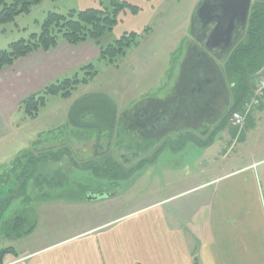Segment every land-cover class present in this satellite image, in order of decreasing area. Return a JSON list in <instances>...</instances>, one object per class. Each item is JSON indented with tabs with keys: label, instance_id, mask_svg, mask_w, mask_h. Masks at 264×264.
<instances>
[{
	"label": "rangeland",
	"instance_id": "obj_1",
	"mask_svg": "<svg viewBox=\"0 0 264 264\" xmlns=\"http://www.w3.org/2000/svg\"><path fill=\"white\" fill-rule=\"evenodd\" d=\"M111 1L41 0L32 6L29 13L18 15L13 22L0 24V50L7 49L11 42L29 39L32 33H38L48 12L67 14L69 10L105 8L114 14L116 5ZM199 1L116 0L128 5L116 11V23L99 37L98 46L105 47L129 32L139 34L138 45L129 48L112 64L99 58L90 61L97 71L94 78L78 84L67 98L59 94L46 96L45 104L39 107L35 118H28L23 112L16 121L13 116L9 117L11 135L0 140V181L3 182L0 183V250L13 247L18 254L30 251L46 243L67 239L97 222L153 202L157 193L168 191L167 188L157 190L155 187L162 172V160H176V163L178 160H208L207 156L219 150V141L215 146L205 148L207 142L212 144L218 130L221 127L238 129L223 117L217 121L211 119L214 121L211 123L213 129L217 128L211 134L169 133L147 152L143 150L149 141L141 140L139 132L131 133L130 140L126 137L129 131L124 132V115L128 112L138 114L136 108L140 100L152 95L159 97L165 88L174 86L182 70L184 73L186 64L181 60L186 53L191 18ZM247 38L245 33L241 41ZM230 50L216 58L221 70ZM83 76L88 75L80 71L78 77ZM228 82L225 77L224 83L228 85ZM82 119L85 125L93 127L92 130H86L85 126L77 127ZM13 122L14 126L19 123L17 130H14ZM252 124L249 130L246 128L250 139L245 145L237 144L242 156L240 160L264 155V130L259 126L256 128L253 120ZM146 139L154 140L150 136ZM56 152L61 157H52L56 160L53 162L39 158L28 163L31 157L26 158L28 154L46 153L50 156ZM106 154L113 157L102 162V156ZM122 156L135 158L130 163L125 160L119 164ZM16 160L20 161L16 163ZM144 160L159 162L156 166L137 170L136 167L142 166ZM103 167H117L119 174L126 176L133 167L134 172L127 178L113 181L105 171H101ZM26 170L30 171L31 179L24 183L20 196L15 197L19 182L16 181L15 185L14 181ZM51 177L56 180L44 181ZM115 191L117 194L111 196ZM87 194L96 198L87 199ZM184 199L194 197L188 195L168 205ZM16 216H22L24 220L16 222L15 227L13 219ZM33 219L35 227L31 235H15L26 229ZM13 257L12 251L0 254V260Z\"/></svg>",
	"mask_w": 264,
	"mask_h": 264
},
{
	"label": "crops",
	"instance_id": "obj_2",
	"mask_svg": "<svg viewBox=\"0 0 264 264\" xmlns=\"http://www.w3.org/2000/svg\"><path fill=\"white\" fill-rule=\"evenodd\" d=\"M96 58L99 48L93 40L76 45L60 42L0 69V140L11 135L9 117L14 121L20 117L18 105L24 98ZM209 58L222 72L216 56ZM190 87L182 70L173 87L165 88L159 97L140 100L138 114L123 116L124 132L129 131L126 137L130 140L131 132H139L141 140L149 141L144 147L147 152L169 133L215 131L211 117L216 115L217 121L220 116L216 105L209 101L200 108ZM252 120L264 130V96L246 113L243 126L221 127L212 144L206 143L205 148L218 141L220 145L208 160H162L155 187L168 191L157 193L153 202L30 251L18 254L11 247L14 257L1 259L0 264H264V155L240 160L237 146L250 139ZM18 125L13 122L14 130ZM149 136L155 141L147 140ZM158 162H146L143 167ZM188 195L194 199L168 205Z\"/></svg>",
	"mask_w": 264,
	"mask_h": 264
},
{
	"label": "trees",
	"instance_id": "obj_3",
	"mask_svg": "<svg viewBox=\"0 0 264 264\" xmlns=\"http://www.w3.org/2000/svg\"><path fill=\"white\" fill-rule=\"evenodd\" d=\"M41 0H0V24H6L13 22L15 18L20 14L29 13L30 9L34 5H38ZM116 8L113 9L111 14L107 9L98 8H86L81 11L69 10L67 14H60L56 12H48L41 24V29L38 33H32L29 39H18L11 42L7 49L0 50V69L12 65L17 59L25 57L32 52L38 50H50L56 47L60 42H66L68 44H79L86 40H93L97 45L98 39L107 31L111 30L116 23L115 14L118 9L124 5V3H118L116 0L111 1ZM137 9L136 7H132ZM247 26L243 35L248 34V38L245 41H241V38L237 41L235 46L230 50L229 54L224 60L222 67L224 77L229 80V109L227 113L221 114L219 118H224L228 122V117L231 112L237 110L240 107L242 101L248 96L250 92V85L252 79L260 70L264 69V1L253 0L250 6L249 14L246 19ZM242 35V36H243ZM139 34L136 32H129L121 35L118 39L112 43L99 48V59L104 60L107 64L116 62V59L125 55L126 51L135 47L139 43ZM83 71L87 77H78V73ZM96 70L92 63L82 65L71 77H66L55 82L46 84L39 92L31 94L24 98L18 105V108L28 117L35 118L37 116L39 107L45 104L46 96L59 94L63 98H67L71 95V91L80 83H87L96 75ZM218 118V119H219ZM215 120V118H211ZM112 127H113V115H111ZM84 119L78 123V128L85 126L86 130H92L93 127L87 126L83 123ZM113 128L111 134L113 133ZM89 131H86L88 133ZM110 139V136H108ZM96 140V139H95ZM209 144V142H207ZM97 146V141L96 145ZM41 149H39L40 151ZM27 153V152H26ZM67 154L70 156L71 151L68 149ZM96 155V154H95ZM30 156L31 160L28 163L36 161V159L42 158L45 161H56L53 158H60L59 152L48 156L46 153H40L38 155L28 154L26 158ZM25 157V156H23ZM113 156L109 154L103 155L102 162L106 159H111ZM51 158V160H48ZM19 162L20 160H16ZM124 160L118 161L119 164ZM131 162V160H129ZM148 163L147 160L142 161V166L138 165L137 170ZM106 166V165H104ZM102 172L106 173L110 180L116 181L126 175L119 174L117 167H103ZM28 170L22 173L15 181L19 182L17 185L18 190L14 194L15 197L20 196L21 188L24 186L27 180L31 179ZM134 167L130 169L126 178L133 174ZM111 175V176H109ZM112 176H114L112 178ZM6 180V179H5ZM56 178H49L44 180L46 182L55 181ZM3 184L2 181H0ZM19 220H24L22 216H16L13 221L15 227ZM34 219L30 225L21 232H16V236H25L29 234L34 227ZM7 251H13L11 247L0 250V254Z\"/></svg>",
	"mask_w": 264,
	"mask_h": 264
},
{
	"label": "flooded vegetation",
	"instance_id": "obj_4",
	"mask_svg": "<svg viewBox=\"0 0 264 264\" xmlns=\"http://www.w3.org/2000/svg\"><path fill=\"white\" fill-rule=\"evenodd\" d=\"M201 1L202 0H200L198 4L201 3ZM224 1L225 0L209 1L211 5H216L215 11L205 8L201 14H196L194 10V15L191 18L190 24V33L193 39L190 41L188 40L186 44V53L183 58V63L186 64L183 73L184 79L187 81L188 85L190 84L191 86V89L189 88L190 92L194 94L195 98L200 100V108L207 105L210 101L214 106L216 105L215 112L220 115L227 113L229 109V90L231 88L224 83V78L226 76L224 77V74L209 56L216 55L217 58V56H220L228 49V45H224L223 37L219 39L216 45H212L213 42L211 44L209 43V49L214 53L211 54L206 50V41L209 39V32L216 25V19L225 18L221 8L217 6L218 4L224 3ZM250 6L251 3L249 4L248 12ZM241 31L242 24L237 22L231 32V43L236 40ZM213 118H216V115H213ZM135 123H137V119ZM136 127H138V125H136ZM136 132L133 131V134ZM134 158L135 157L128 158L122 156L121 160H133Z\"/></svg>",
	"mask_w": 264,
	"mask_h": 264
},
{
	"label": "water",
	"instance_id": "obj_5",
	"mask_svg": "<svg viewBox=\"0 0 264 264\" xmlns=\"http://www.w3.org/2000/svg\"><path fill=\"white\" fill-rule=\"evenodd\" d=\"M210 0H202L201 3L198 4V6L195 9L196 14H201L205 8H209L215 11L216 5H211ZM225 0L224 3L218 4L217 6L221 8L224 19H216V25L211 29L209 32V39L206 41V50L214 54L213 51L209 49V43L212 45H216V43L219 42V39L221 37L224 38V45H228L229 51L231 47L233 46L234 42L238 40V38L241 36V34L244 32L245 23H246V15L248 12V7L250 4V0ZM211 7V8H210ZM242 24V31L240 35L236 38V40L231 43V32L235 26L236 23ZM231 43V45H230ZM230 45V46H229ZM216 56V55H215ZM117 191L113 192L112 195H115ZM101 197V195H100ZM87 199H95L96 197L90 195L86 197Z\"/></svg>",
	"mask_w": 264,
	"mask_h": 264
},
{
	"label": "built area",
	"instance_id": "obj_6",
	"mask_svg": "<svg viewBox=\"0 0 264 264\" xmlns=\"http://www.w3.org/2000/svg\"><path fill=\"white\" fill-rule=\"evenodd\" d=\"M250 94L242 101V105L237 110L231 112L228 122L236 127H241L245 123L246 113L254 106H258L261 97L264 96V69L253 77L250 85Z\"/></svg>",
	"mask_w": 264,
	"mask_h": 264
}]
</instances>
